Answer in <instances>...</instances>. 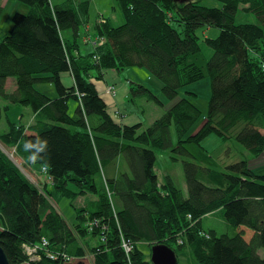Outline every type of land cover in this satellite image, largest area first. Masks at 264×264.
Segmentation results:
<instances>
[{"label":"trees","instance_id":"16d2710c","mask_svg":"<svg viewBox=\"0 0 264 264\" xmlns=\"http://www.w3.org/2000/svg\"><path fill=\"white\" fill-rule=\"evenodd\" d=\"M17 1L30 9L15 12L9 33L0 35V124L6 118L9 128L0 142L15 150L25 169L36 168L40 181H30L0 149V247L10 264H68L70 258L76 264L83 258L89 264H153L141 246L151 256L155 244L175 250L179 262L264 264V174L257 175L250 160L218 169L203 147L216 134L237 141L254 158L264 155V0H216L219 8L203 0H118L125 21L115 25L101 17L93 36L104 42L87 53L78 37L81 26L89 28L90 0ZM241 11L260 23L239 24ZM69 28L73 40L62 35ZM213 28L219 35L209 38ZM203 46L212 50L210 59ZM134 67H147L167 100L128 81V99L143 98L164 110L146 128L141 121L123 122L92 81H104L108 72L122 77ZM65 73L73 76L70 87ZM205 78L212 86L209 111L189 135L202 112L180 90ZM39 83L54 84L58 96L39 91ZM107 91L118 93L113 85ZM13 106L31 107L33 121L13 122ZM42 140L47 151L30 160L25 142L35 143L39 153ZM169 149L173 159L184 157L189 197L170 176L160 183L156 174L157 152ZM88 196L94 200L77 205ZM66 199L73 222L57 208ZM208 214L221 215L234 233L206 230ZM43 238L48 246L33 261L25 245ZM123 239L133 246L130 254Z\"/></svg>","mask_w":264,"mask_h":264},{"label":"rangeland","instance_id":"374dc122","mask_svg":"<svg viewBox=\"0 0 264 264\" xmlns=\"http://www.w3.org/2000/svg\"><path fill=\"white\" fill-rule=\"evenodd\" d=\"M68 0H53L54 4L57 3H64ZM78 1L79 0H75ZM86 1V0H81ZM3 3V0H0V5ZM18 4L22 6V13L29 12V7L25 4H22L21 2L17 0H12V2L9 4L8 7H4L3 11L0 13V35H5V33H9V30L13 26V20L12 12L14 9L11 5ZM202 4L209 7H220V2H217L216 0H203ZM90 10H89V29H94V25L96 22H99V19L101 17L110 18L113 20L115 25H122L125 21V17L123 14V10L121 8V5L119 4L118 0H90ZM24 8V9H23ZM237 22L239 24L241 23H257L259 24V19L252 13H246L241 11L237 18ZM80 36L78 37V42L80 45V48L83 49V53H87V47H89L87 44H85V39H87V28L84 26H81ZM10 28V29H9ZM62 35L64 38L72 40L73 37V30L71 28L64 29L62 31ZM209 38L210 37H217L219 35V31L217 29H212L208 33ZM86 37V38H85ZM204 48V54H206V58L210 59L213 55L212 50L209 49L207 46H203ZM122 78L124 79V82L132 81L134 83L138 82L143 84L144 86L150 88L153 90L155 95L157 97H160V99H163L164 102H167L163 95V88L162 83L159 79L153 77L149 70L146 68H140V67H134L129 68L125 70V72L122 74ZM92 81H95L97 84V87L100 85H103L105 81L97 80L95 78L92 79ZM36 88L52 97H57L58 93L56 92L55 85L52 83H39ZM9 89L13 90L14 85L11 83L9 84ZM99 90V89H98ZM100 91V90H99ZM103 98H105V94L103 91H100ZM195 93V95L191 94L188 95L186 93ZM180 93L183 96H186L190 98L198 108H200L202 112V116L200 117V120L195 123V125L192 127L191 132L189 135H193L198 131V129L203 125L204 117L209 111V102L211 99L212 94V86H211V80L209 78L202 79L199 82L192 83L189 86H186L180 90ZM126 106L129 109L128 111H133L135 113V116L139 117L141 122L144 123V128L148 127L151 123L154 122L155 119L159 118L164 113V110L160 105H157L156 103L152 101H147L143 98L137 97L135 101H131L130 98L126 100ZM5 105L6 102L2 101V105ZM77 107V103L72 101L70 102V110L69 114L73 115L75 109ZM9 117L13 122H19L20 119L22 122L26 125L30 124L33 119V112L31 110V107H25V106H13L11 111L8 113ZM6 118L2 121L0 124V133H3L7 131L8 124H7ZM174 138L175 133L173 132ZM203 147L206 148L207 151L211 154L214 161H217V168L222 169V167H225L229 164L237 163V161L241 160H250L251 167L255 170V173L257 175L264 174V155L260 156L259 158H254V156L251 154V152L247 149H244L237 141H229L224 142L218 135L214 134L209 136L205 139L203 143ZM0 149L6 152L9 155V159L11 158L16 162V164L25 172L27 177L30 181L39 184L40 177L38 175V172L36 168L29 169L28 167L25 169L23 165V160H20L19 158L15 157V150L6 149L2 143L0 142ZM157 161H156V174L158 175L160 183H162L168 176H170L175 184L182 190L183 195L185 197H189V191H188V185L186 184V174L184 173V157L179 158L177 160L173 159L174 153L171 152V150H162L161 152H157ZM92 200H94L91 196H88V198H82L78 199L76 202L78 206L85 207L87 206ZM57 208L63 215L65 216L66 220L69 222H73L75 218V211H73V207L71 205L70 200H63L62 203H60ZM203 227H205L206 230L208 229H214L216 230L217 234H233L232 228L228 226L223 219V217L219 214H213V215H207L203 219ZM142 251L145 252V255L147 259H151L150 251L148 250L147 246H141ZM259 253L261 256H264V249L259 250ZM91 255V254H90ZM89 256V255H88ZM84 264H89L87 262H82ZM179 264H195L194 260L191 258H180Z\"/></svg>","mask_w":264,"mask_h":264},{"label":"crops","instance_id":"0c3cea01","mask_svg":"<svg viewBox=\"0 0 264 264\" xmlns=\"http://www.w3.org/2000/svg\"><path fill=\"white\" fill-rule=\"evenodd\" d=\"M52 3L54 4L53 0H51ZM12 2V0H3V3L0 5V13L3 11L4 7H8L9 4ZM12 8L14 9V11L12 12V16L14 15L15 12H21L22 10V6L18 5V4H13L11 5ZM24 9V8H23ZM12 19V17H11ZM10 29V28H9ZM93 30H90L89 28H87V35H92L93 36ZM86 38V37H85ZM96 38V37H95ZM85 44H87L89 47H87V51L86 52H90L92 51V46L86 41L85 39ZM81 51L83 52V49L80 48ZM62 79L63 81L66 83L67 86H72L74 84L73 82V76L70 73H65L62 75ZM104 84L100 85L98 87V89L100 91H103L105 94V98L104 100L113 108H118L120 110V112H122L124 118H123V122L129 123V124H137L138 122H140L141 120L139 119V117L135 116V113L133 111H128L129 109L126 106V100L129 97V83L128 82H124V79L122 77H120L117 73H113V72H108L105 75V79H104ZM13 84L14 85V89H15V84L13 82V79H9L8 80V89H9V84ZM114 86L117 90V95L114 97L110 94H108L107 89L109 88V86ZM13 89V90H14ZM208 215H213V214H208Z\"/></svg>","mask_w":264,"mask_h":264},{"label":"water","instance_id":"95a60500","mask_svg":"<svg viewBox=\"0 0 264 264\" xmlns=\"http://www.w3.org/2000/svg\"><path fill=\"white\" fill-rule=\"evenodd\" d=\"M177 1H180L182 3H186V1H190V0H177ZM6 155L9 157V155L7 153H6ZM15 164H16V162H15ZM151 251H152L151 261L153 264H178L179 263V260H178V257H177L175 250H172L166 244L165 245L155 244L152 247ZM0 264H10L9 258L7 257L5 251L2 247H0Z\"/></svg>","mask_w":264,"mask_h":264},{"label":"built area","instance_id":"2783aa9c","mask_svg":"<svg viewBox=\"0 0 264 264\" xmlns=\"http://www.w3.org/2000/svg\"><path fill=\"white\" fill-rule=\"evenodd\" d=\"M101 21L104 22V19L101 18L100 22ZM86 41L94 48V47H96L98 45H102V43L104 42V38L103 37L102 38H94L92 36L91 37L88 36ZM109 91L111 92V90H109ZM37 252H38V250H36V251L35 250H31V249L28 250V254L31 256L33 261H37V259H40V256L37 254ZM53 258H55V257H53ZM68 260H69L67 262L68 264H76V263H74V261H75L74 258H70ZM81 261L89 263L87 258H83V259H81Z\"/></svg>","mask_w":264,"mask_h":264},{"label":"clouds","instance_id":"9594fccd","mask_svg":"<svg viewBox=\"0 0 264 264\" xmlns=\"http://www.w3.org/2000/svg\"><path fill=\"white\" fill-rule=\"evenodd\" d=\"M37 147L35 143L32 141H27L24 144V150L26 152H31L32 155L29 156L30 160H36L38 158H42L41 154L45 153L47 151V141L42 140L39 142V153L35 152L34 149Z\"/></svg>","mask_w":264,"mask_h":264},{"label":"bare ground","instance_id":"6f19581e","mask_svg":"<svg viewBox=\"0 0 264 264\" xmlns=\"http://www.w3.org/2000/svg\"><path fill=\"white\" fill-rule=\"evenodd\" d=\"M122 241H123V247L125 248L126 252H128L130 254L132 249H133V246L128 241H126L125 239H123ZM48 243H49L48 239L43 238L42 242L37 244L36 246L25 245V250H26V252H28L29 249L35 250V251L36 250L42 251V250H45L47 248Z\"/></svg>","mask_w":264,"mask_h":264}]
</instances>
